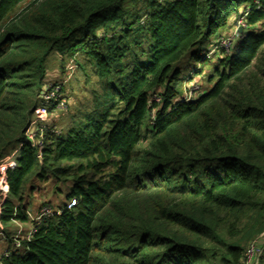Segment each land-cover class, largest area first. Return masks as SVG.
Instances as JSON below:
<instances>
[{"label": "trees", "instance_id": "1", "mask_svg": "<svg viewBox=\"0 0 264 264\" xmlns=\"http://www.w3.org/2000/svg\"><path fill=\"white\" fill-rule=\"evenodd\" d=\"M195 47L210 87L183 101L173 67ZM77 57L94 109L31 145L48 70ZM61 185L76 206L0 264H242L264 232V0H0V225L30 223L35 190Z\"/></svg>", "mask_w": 264, "mask_h": 264}, {"label": "rangeland", "instance_id": "2", "mask_svg": "<svg viewBox=\"0 0 264 264\" xmlns=\"http://www.w3.org/2000/svg\"><path fill=\"white\" fill-rule=\"evenodd\" d=\"M240 20L238 21V23ZM231 24V23H230ZM242 28V27H241ZM239 30V25L235 24L233 21L231 25L228 26L226 31H223L221 35L214 37L207 45H205L201 52L205 55L207 52L208 58L215 62L216 58L219 57L220 51L217 49L228 50L231 42L235 40ZM217 47V48H216ZM200 51L199 47L191 48L188 50L182 58L174 65L173 69L179 70V81H178V97L188 98L191 96L194 98L203 90H208L210 86L206 84L205 77L209 74V68L205 67L203 63H198L194 61L193 54ZM80 64L85 65V70L79 67L76 60H70L66 69L68 70L70 63L73 64V71L69 72L70 76H60L59 69L56 64L53 63L50 70L47 72L46 81L44 83H61L65 80L62 86L61 98L64 100V108L62 110L52 109L49 111L47 120L48 126L53 127L54 131L65 132L67 129L76 126L79 121L83 120L84 114L91 112L101 94V85L98 81L97 76L94 74L92 67L86 63L83 57H77ZM202 70V71H201ZM201 73V76L198 74ZM38 117V110L36 111L32 120ZM21 141H17L8 148V153H17L20 147ZM68 187L60 186L59 194L54 193V189L39 186L37 190L32 195V199L29 200L30 206L28 207L29 213L36 212L39 206L42 207L43 204L52 209V211L61 210L65 205V195ZM47 202V203H46ZM32 212V213H31ZM38 214V212H37ZM6 226H4L5 228ZM0 229H2L0 227ZM4 236L11 242L10 236H6L5 232L2 230ZM27 234V233H26ZM25 234V235H26ZM25 235H21L25 237ZM0 243L3 244L5 249L7 246L8 250H12V245L10 243L4 242L0 238ZM2 248V249H3ZM0 249V254L2 253ZM259 264H264V252L261 255Z\"/></svg>", "mask_w": 264, "mask_h": 264}, {"label": "built area", "instance_id": "3", "mask_svg": "<svg viewBox=\"0 0 264 264\" xmlns=\"http://www.w3.org/2000/svg\"><path fill=\"white\" fill-rule=\"evenodd\" d=\"M242 27L243 24L240 20L238 23ZM71 66H73L72 63H70ZM69 66L65 78H68L70 76L69 72H72L73 69L72 67ZM65 80L61 83H51V84H46L44 87V92L42 95V99L40 102V106L38 108V117L32 120L25 132V137L27 139V142H29L31 145H38L41 147V136L43 132L45 131L46 127L48 126L49 120H47L49 110L50 108H55L58 110H62L64 108V100L61 98V91H62V86L64 85ZM183 101H189L193 99L191 96L188 98L183 97L181 98ZM38 136V138H37ZM76 206V201L74 199L70 200V202H67L65 204V209L70 210L73 209ZM62 210L58 211H52L51 208L48 206H42L38 210V214L35 216H32L29 212H27L28 218L31 223V227L25 237H22V229L20 227L19 222L13 221L19 228L16 232L15 235H13L12 242L10 243L12 245V250L5 253L4 255H11L15 254L20 250L21 248V242L22 240H25L26 242H30L32 235L35 231V225L39 224V222L47 218L49 216H52L54 214H60ZM0 238L2 241L9 243V240L4 236L2 229H0ZM264 252V232L254 240H252L248 246L245 248L243 257H242V264H259L261 255Z\"/></svg>", "mask_w": 264, "mask_h": 264}, {"label": "crops", "instance_id": "4", "mask_svg": "<svg viewBox=\"0 0 264 264\" xmlns=\"http://www.w3.org/2000/svg\"><path fill=\"white\" fill-rule=\"evenodd\" d=\"M233 22V21H232ZM231 22V23H232ZM231 25V24H230ZM39 208L40 207H38V209H36V212L35 213H32L33 215L32 216H35V215H37V212H38V210H39ZM0 227L2 228V230L5 232V234L7 233V234H9V236H10V238H12L13 237V235H15L16 234V232H17V230L19 229V228H17L18 226L15 224V223H13V222H11L10 224H8L5 228H4V226H1L0 225ZM20 227H21V229H22V235H25L28 231H29V229H30V227H31V223H27V224H20ZM7 236V235H6ZM8 247V246H7ZM3 248V244L2 243H0V249H2L3 251H2V253L0 254V258L5 254V253H7V252H9V250H8V248Z\"/></svg>", "mask_w": 264, "mask_h": 264}, {"label": "water", "instance_id": "5", "mask_svg": "<svg viewBox=\"0 0 264 264\" xmlns=\"http://www.w3.org/2000/svg\"><path fill=\"white\" fill-rule=\"evenodd\" d=\"M239 32H241L242 31V28L241 27H239V30H238Z\"/></svg>", "mask_w": 264, "mask_h": 264}]
</instances>
